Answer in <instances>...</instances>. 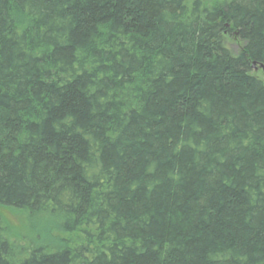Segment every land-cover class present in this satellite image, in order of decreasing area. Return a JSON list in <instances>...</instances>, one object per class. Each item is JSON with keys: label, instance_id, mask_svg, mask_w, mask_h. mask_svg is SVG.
Wrapping results in <instances>:
<instances>
[{"label": "trees", "instance_id": "16d2710c", "mask_svg": "<svg viewBox=\"0 0 264 264\" xmlns=\"http://www.w3.org/2000/svg\"><path fill=\"white\" fill-rule=\"evenodd\" d=\"M1 208L59 235L0 264H264V0H0Z\"/></svg>", "mask_w": 264, "mask_h": 264}, {"label": "rangeland", "instance_id": "374dc122", "mask_svg": "<svg viewBox=\"0 0 264 264\" xmlns=\"http://www.w3.org/2000/svg\"><path fill=\"white\" fill-rule=\"evenodd\" d=\"M201 1L207 3L210 0ZM226 45L232 49L233 52H236L237 49H239V44H236L235 42L227 41ZM0 216L3 224L4 237L17 247L23 246L26 248L25 246L29 247V242H34V244H37L39 238H41V241L43 242L44 237H49L50 234L52 237L59 235L55 230H49L48 234V230L43 228L42 225L47 223L48 219L42 213H36L33 214V216H27L22 211L10 208H1ZM52 222L57 221L52 220Z\"/></svg>", "mask_w": 264, "mask_h": 264}]
</instances>
